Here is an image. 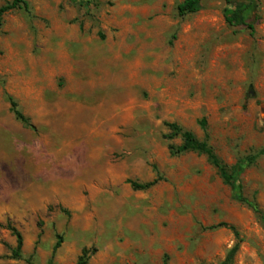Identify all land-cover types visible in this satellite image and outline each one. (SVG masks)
<instances>
[{
    "label": "rangeland",
    "instance_id": "374dc122",
    "mask_svg": "<svg viewBox=\"0 0 264 264\" xmlns=\"http://www.w3.org/2000/svg\"><path fill=\"white\" fill-rule=\"evenodd\" d=\"M25 1L0 27V264H220V223L232 264H264V0L253 35L222 0L184 17L183 0ZM166 123L229 168L255 157L245 203L205 156H170Z\"/></svg>",
    "mask_w": 264,
    "mask_h": 264
},
{
    "label": "trees",
    "instance_id": "16d2710c",
    "mask_svg": "<svg viewBox=\"0 0 264 264\" xmlns=\"http://www.w3.org/2000/svg\"><path fill=\"white\" fill-rule=\"evenodd\" d=\"M205 0H183L176 7L177 15L179 17H184L189 14H195L201 9V4ZM226 4H231L233 8L230 10L229 15L225 17V22L229 26L233 27H246L249 30V34L253 35V26L248 23V15L250 12L254 11L257 7L258 0H249L247 2L243 1H231V0H222ZM23 10L25 12L28 11V4L25 0H11L7 2L5 5L0 7V27L2 25L3 16L12 11ZM6 100L9 104V111L13 114L14 118L20 122L25 128L34 130V126L31 124L30 120L25 117L18 108L17 102L13 97L6 95ZM200 127L203 129L205 138H207V134L205 133V121L201 120L199 122ZM165 126L168 128L169 133L165 136L167 140H173L176 138H180L181 144L179 146H168V151L170 156L176 157L180 155H184L187 153H196L199 155L205 156L207 162L216 170L222 182L229 186L231 192L233 194V199L240 202L245 203V199L242 195V186L240 183V176L243 173L244 169L255 160V157H249L244 160H239L232 167H227L223 164L220 159L215 154L214 150L208 145L207 140L199 141L191 132L183 130L175 123H166ZM264 154V153H261ZM158 183V180H153L146 184H137L134 182H130L131 186L135 190H146L155 184ZM260 218L264 221V216L260 214ZM225 228L230 230L236 238V243L231 248V250L226 255L225 259L220 264H232V259L235 253L239 248V238L238 233L235 228L225 224L220 223L212 229ZM8 230L13 234L16 240L15 249L12 251L13 258H20L21 249L23 245V239L21 234L12 226H8ZM62 243V239L60 237L57 238L56 242L52 248V258L55 255L56 251L59 249ZM51 258V259H52ZM87 263V255L86 252L83 251L82 255L78 258L76 264H86ZM48 264H53L52 260L49 261ZM164 264H167L164 261Z\"/></svg>",
    "mask_w": 264,
    "mask_h": 264
}]
</instances>
